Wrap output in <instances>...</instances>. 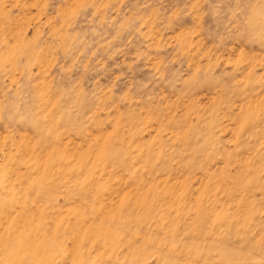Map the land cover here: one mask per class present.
I'll return each instance as SVG.
<instances>
[{"label":"rangeland","instance_id":"374dc122","mask_svg":"<svg viewBox=\"0 0 264 264\" xmlns=\"http://www.w3.org/2000/svg\"><path fill=\"white\" fill-rule=\"evenodd\" d=\"M0 264H264V0H0Z\"/></svg>","mask_w":264,"mask_h":264}]
</instances>
